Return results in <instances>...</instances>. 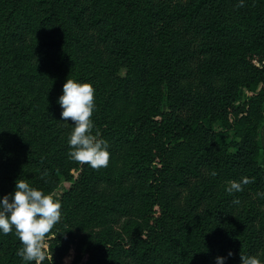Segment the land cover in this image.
I'll list each match as a JSON object with an SVG mask.
<instances>
[{
	"label": "trees",
	"instance_id": "trees-1",
	"mask_svg": "<svg viewBox=\"0 0 264 264\" xmlns=\"http://www.w3.org/2000/svg\"><path fill=\"white\" fill-rule=\"evenodd\" d=\"M237 4L0 0V196L18 177L45 194L73 179L54 264L71 249V264L264 261V0ZM67 77L94 88L105 168L69 158L72 121L55 119ZM242 176L255 181L228 194ZM19 247L0 235V264H25Z\"/></svg>",
	"mask_w": 264,
	"mask_h": 264
},
{
	"label": "clouds",
	"instance_id": "clouds-1",
	"mask_svg": "<svg viewBox=\"0 0 264 264\" xmlns=\"http://www.w3.org/2000/svg\"><path fill=\"white\" fill-rule=\"evenodd\" d=\"M245 0H238L237 7H244ZM61 108L60 120L72 121V130L68 136L69 158L92 169L108 166L110 153L108 143L98 133L93 134L91 120L95 109L94 88L90 83L66 78L61 94L57 98ZM47 175L41 173V178ZM215 176L216 172L212 171ZM255 178L242 176L239 181L230 180L225 186L228 194L242 192L245 185L254 183ZM264 199V192H257ZM239 204V199L233 200ZM61 221V203L51 194H45L27 182L16 178L12 192L0 196V235L14 233L21 247L17 255L25 264H54V256L49 240L54 239V227ZM227 256H216L215 264H226ZM239 264H264L258 255L240 254Z\"/></svg>",
	"mask_w": 264,
	"mask_h": 264
},
{
	"label": "rangeland",
	"instance_id": "rangeland-1",
	"mask_svg": "<svg viewBox=\"0 0 264 264\" xmlns=\"http://www.w3.org/2000/svg\"><path fill=\"white\" fill-rule=\"evenodd\" d=\"M88 38V36H87ZM126 73V70L124 68H122L119 71L120 76H124ZM247 93L245 92V90L241 89L240 90V95H239V99L236 102V106L242 105L245 101L246 95ZM163 108L165 109V100L162 104ZM263 107H264V102H263ZM55 119L57 120L58 123L64 124L62 120H60V116L59 114L56 115ZM218 127H222V123L218 122L216 124ZM260 140H261V144L262 146H264V125H262L261 130H260ZM259 162L260 164L264 167V154H261L259 157ZM73 182L72 180H63L60 185L54 190V192L51 194L53 196L54 199L59 200L71 187ZM124 222H122V224L120 225V227H122L124 225ZM74 259V251L71 249L62 259V263L61 264H71L72 261Z\"/></svg>",
	"mask_w": 264,
	"mask_h": 264
}]
</instances>
